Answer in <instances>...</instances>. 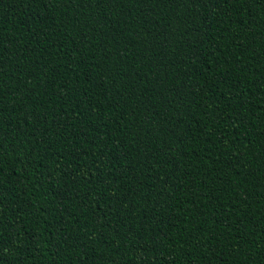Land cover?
Listing matches in <instances>:
<instances>
[{
	"label": "trees",
	"instance_id": "trees-1",
	"mask_svg": "<svg viewBox=\"0 0 264 264\" xmlns=\"http://www.w3.org/2000/svg\"><path fill=\"white\" fill-rule=\"evenodd\" d=\"M0 264H264V0H0Z\"/></svg>",
	"mask_w": 264,
	"mask_h": 264
}]
</instances>
